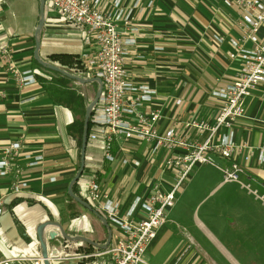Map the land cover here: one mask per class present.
Returning a JSON list of instances; mask_svg holds the SVG:
<instances>
[{
	"label": "crops",
	"instance_id": "obj_1",
	"mask_svg": "<svg viewBox=\"0 0 264 264\" xmlns=\"http://www.w3.org/2000/svg\"><path fill=\"white\" fill-rule=\"evenodd\" d=\"M13 1L0 0V45L11 49L12 58L20 70H36L40 75L36 76L35 84L23 88L15 86L12 80L3 82L0 76V149L13 142L21 145L15 159L20 173L16 175L12 169L5 177H0V198L11 197L12 204L10 208V204L3 206V211L9 210L10 218L0 222V260L10 258L13 259L11 264H34L32 259L42 255V237L47 254L54 249L67 256H88L56 264H109V256L96 254L112 242L118 232L89 202L86 193L88 183L95 178L101 190L119 202L120 211L124 212L136 195L145 192L150 181L161 178L171 183L172 174L158 170L166 152L161 150L153 161H149L146 143L135 140L122 144L116 142L111 148L114 160L108 161L104 158L103 143L100 139L91 140V129L88 128L82 162L81 145L79 147L66 130L74 119L73 113L66 107L54 104L41 85V79L50 76L44 68L52 69L34 58L39 0H31L35 19L30 28L21 34L18 27L8 23L5 13L7 4ZM134 1L122 0L121 4L129 8ZM208 8H212L214 14ZM57 15L62 20L58 21L55 18ZM236 18V9L225 7L222 0L139 1L133 11V23L140 32L136 44L129 46L131 54L125 67L135 84H147L156 89L152 106L158 108L161 115L156 126L158 132L171 126L180 137L190 142L204 141L207 132L199 133L196 128L187 127L186 124L191 121L213 122L219 110L221 101L212 92L218 86L230 83L239 67L238 60L226 57L231 49L227 40L239 35ZM215 33L225 37L223 44L213 39ZM156 47L161 49L156 50ZM87 48L83 44L81 28L68 23L44 0L38 58L68 74L58 72L69 79L67 87L80 94L85 108L98 89V83L93 80L94 74L80 60L81 53ZM60 58L76 60L80 64L62 65L56 61ZM177 99L181 100L180 104H176ZM245 108L246 118L237 120L234 126L235 143L244 146L242 151L234 153L230 159H223L218 154L213 156L220 166L236 161L244 168L246 176L254 179L253 185L264 192V164L259 165L256 161V148L264 144V84L245 99ZM250 147L255 151L249 155ZM176 152L183 153L182 150ZM26 155L31 157L26 158ZM247 155L249 159L244 160ZM35 156H41V159L30 166L29 162ZM123 158L128 160V164L121 163ZM133 161H138L139 166H133ZM81 162L83 165L79 173ZM204 168L213 169L219 174L210 192L225 189V198L233 204L230 208H238L237 216L245 214L255 221V225L235 231L229 226L216 227V233L195 217L194 234L201 239L205 248L201 251L191 236L186 241L171 240L165 223L157 230L148 248L151 250L163 244L167 247L169 251L159 264L174 261L176 264H258L259 260L264 259V206L242 192L238 184L224 183L220 171L214 166H196V169ZM77 175L76 181L71 184ZM15 180L26 183V187L17 194L10 189ZM187 180L178 191L175 204L168 210L169 220L179 218L176 209L186 190ZM70 185L74 196L89 204L92 210L68 194ZM163 187L169 188L168 184H163ZM67 195L72 201L68 200ZM71 212L76 214L75 217ZM97 215L104 218L107 226ZM76 220L80 221L74 226ZM48 221L57 225L47 224ZM40 224L44 226L39 228ZM58 225L68 236L85 240H66ZM52 232H55L53 238L50 236ZM217 235L229 242L237 257L226 249ZM245 241L253 244L252 251L239 252L245 248ZM77 245L92 249L70 251Z\"/></svg>",
	"mask_w": 264,
	"mask_h": 264
},
{
	"label": "built area",
	"instance_id": "obj_2",
	"mask_svg": "<svg viewBox=\"0 0 264 264\" xmlns=\"http://www.w3.org/2000/svg\"><path fill=\"white\" fill-rule=\"evenodd\" d=\"M139 1L135 0L131 7L124 8L122 0H47L48 5L68 23L81 28L83 44L88 48L81 53L80 60L101 82L97 102L89 117V138L101 140L104 158L108 161L114 160L111 148L116 142L122 144L135 140L146 143L149 161L164 150L166 154L158 170L172 174L171 183L161 178L150 181L145 192L136 195L124 212L120 211L119 202L101 190L95 178L88 183L89 202L118 232L116 238L96 254L109 256V264H148L143 255L157 230L166 223L168 210L175 204L178 191L195 166H214L220 171L224 183L238 184L264 206V192L253 185L254 179L246 176L242 166L234 160L220 166L213 156L218 154L223 159H230L244 147L235 143L234 126L237 120L246 118L245 99L264 84V0H222L225 7L237 11L235 25L239 35L227 40L231 49L226 57L238 60L239 67L230 83L220 85L212 92L221 101L213 122L191 121L186 124L199 133L207 132L201 143L180 137L171 126L158 132L156 126L161 115L159 109L152 106L156 89L147 84H135L125 67L131 54L129 46L136 44L140 32L133 23V11ZM208 9L214 14L212 8ZM213 39L218 44L225 42V37L216 33ZM0 73L3 82L12 80L18 88L35 84L36 76L40 75L36 70H20L6 45H0ZM180 102V99L176 100V104ZM20 146L19 142H13L0 149V177H5L12 169L16 175L20 173L15 162ZM254 151L255 148L250 147L249 155ZM249 155L244 160H248ZM40 159L41 156L33 157L29 165H36ZM256 161L259 165L264 164V144L256 148ZM121 163L128 164V160L123 158ZM132 165L139 166V162L133 161ZM163 184H168L169 188L165 189ZM25 187L26 183L18 180L10 185L13 194ZM7 198H0V216ZM86 257L67 256L54 249L47 254L50 264ZM12 260H0V264H11ZM32 260L34 264H44L41 256ZM169 264H176V261Z\"/></svg>",
	"mask_w": 264,
	"mask_h": 264
},
{
	"label": "rangeland",
	"instance_id": "obj_3",
	"mask_svg": "<svg viewBox=\"0 0 264 264\" xmlns=\"http://www.w3.org/2000/svg\"><path fill=\"white\" fill-rule=\"evenodd\" d=\"M7 6L8 9L5 13L8 16V23L13 27H18L19 34L25 33L35 19L34 11L32 12L31 0H14L12 3L7 4ZM55 18L58 21L62 20L60 16ZM64 30L68 29L65 28ZM218 177V172L213 169H196V166L193 168L185 185L186 190L180 197V203L176 209L177 213H179V218L169 220V217H167L165 226L169 228L171 240L186 241L189 236H191L194 238L193 240L199 244V247H201L200 250L204 251L203 249L205 248H203L204 246L201 239L194 234L195 230L193 226L194 224L196 225L195 217H197L206 228H210L216 233V227L223 228L229 226L235 231L241 230L245 228V226L249 227L255 225V221L245 216V214L237 216V213H239V210H237L238 208H230L233 204L225 198L227 196L225 189L210 192ZM242 192L247 193L245 190H242ZM79 221L80 220L74 221L73 225L77 226ZM66 229L68 228L66 227ZM219 238L222 240L226 249L230 250L237 257L235 250L230 248L229 242L221 237ZM170 242H168L167 245ZM243 246L245 248L239 250V252L252 251L253 244L250 242L245 241ZM166 248L164 244L162 246H157V248L154 247L151 250L147 248L143 258L148 264H159L164 260V257L169 251ZM258 264H264V259L259 260Z\"/></svg>",
	"mask_w": 264,
	"mask_h": 264
},
{
	"label": "trees",
	"instance_id": "obj_4",
	"mask_svg": "<svg viewBox=\"0 0 264 264\" xmlns=\"http://www.w3.org/2000/svg\"><path fill=\"white\" fill-rule=\"evenodd\" d=\"M60 64L62 65H79L80 62L72 59H65L60 58L56 59ZM34 63L36 61L34 60ZM38 65V64H37ZM40 68H42L40 65H38ZM44 71L47 72L50 76L48 79H41V85L43 86L44 90L48 94V96L52 99V102L56 105H61L63 107L68 108L74 116V119L72 122L67 125L66 130L69 135H71L73 138H75L77 145L80 147L81 145V139H82V133H83V122H84V114H85V105L84 102L80 96L75 90L69 89L67 87V82L69 81L68 78L63 76L62 74L49 70L47 68H44ZM90 127V124L88 122V128ZM68 200L72 201L71 197L67 195ZM12 206V204L9 205V208ZM73 213L71 212V215ZM73 214V217H75ZM73 244V243H71ZM92 247L90 246H76L70 248V251L78 252V251H90ZM91 264V263H88Z\"/></svg>",
	"mask_w": 264,
	"mask_h": 264
},
{
	"label": "water",
	"instance_id": "obj_5",
	"mask_svg": "<svg viewBox=\"0 0 264 264\" xmlns=\"http://www.w3.org/2000/svg\"><path fill=\"white\" fill-rule=\"evenodd\" d=\"M43 22H44V0H39V21H38V24L36 26V29H35V51H34V58L43 66H47L48 68L54 70V71H57V72H60L64 75H67V73H65L64 71H62L61 69L53 66V65H47L46 63L42 62L39 58H38V55H37V51H38V47H39V34H40V30L42 28V25H43ZM93 80H95L97 83H98V89H97V92H96V95L94 97V99L86 106L85 108V114H84V122H83V133H82V142H81V161L83 162V155H84V148H85V145H86V140H87V131H88V122H89V117H90V114H91V111H92V108L93 106L95 105V103L97 102V99H98V95L100 93V88H101V82L100 80L95 77ZM82 162H81V168L79 170V173L80 171L82 170ZM78 173V175H79ZM78 175L72 180L71 184L73 182L76 181ZM68 194L73 197L78 203L82 204L83 206H85L86 208H88L89 210H92L91 206L81 200H79L78 198H76L74 196V194L72 193L71 191V185L69 186L68 188ZM11 202V197H8L4 203V205H9ZM10 216V213H9V210L6 209L5 211H3L2 215L0 216V222L1 221H8V218ZM99 217V219L103 222L104 226H107V223L106 221L104 220V218H102L101 216L97 215ZM47 224H55L57 225L56 223H53V222H46ZM44 226V224H40L39 225V228H42ZM59 229H60V232H61V235L66 239V240H72V241H77V240H85L84 238H81V237H70L68 236L64 230L62 229L61 226H59ZM51 238H53V236H55V232H52L50 234ZM110 239V234L108 235V240ZM105 247V246H104ZM103 247V248H104ZM41 249H42V259H43V263L44 264H50L49 261H48V258H47V250H46V245L41 237Z\"/></svg>",
	"mask_w": 264,
	"mask_h": 264
}]
</instances>
